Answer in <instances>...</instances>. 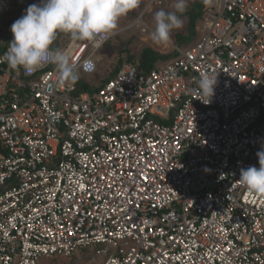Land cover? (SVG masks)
Listing matches in <instances>:
<instances>
[{
    "label": "built area",
    "instance_id": "obj_1",
    "mask_svg": "<svg viewBox=\"0 0 264 264\" xmlns=\"http://www.w3.org/2000/svg\"><path fill=\"white\" fill-rule=\"evenodd\" d=\"M196 29L163 64L124 62L92 93L0 49V264L95 245L112 250L101 264H264V195L239 180L264 149V0H208ZM56 48L97 70L90 42ZM217 71L210 102L196 99Z\"/></svg>",
    "mask_w": 264,
    "mask_h": 264
},
{
    "label": "clouds",
    "instance_id": "obj_2",
    "mask_svg": "<svg viewBox=\"0 0 264 264\" xmlns=\"http://www.w3.org/2000/svg\"><path fill=\"white\" fill-rule=\"evenodd\" d=\"M142 0H39L27 7L25 13L11 25L13 39L5 53L12 68L36 71L51 64L55 67L57 86L66 82L75 83L80 72L73 60L70 48L53 47L58 34L70 35L78 41H88L99 50L103 37L117 30L119 21L137 9ZM188 0H174L173 10H156L151 40L157 45L168 44L174 30L183 27L182 15ZM86 72L96 68L93 58H86L81 65ZM218 71L201 72L198 80L201 99L210 102L217 84ZM259 167L242 168L240 178L249 191L264 195V149L256 153Z\"/></svg>",
    "mask_w": 264,
    "mask_h": 264
},
{
    "label": "rangeland",
    "instance_id": "obj_3",
    "mask_svg": "<svg viewBox=\"0 0 264 264\" xmlns=\"http://www.w3.org/2000/svg\"><path fill=\"white\" fill-rule=\"evenodd\" d=\"M24 1L25 0L13 1V12L11 15H8V18H12L16 15L17 10L21 8ZM193 1L194 0H188L187 9L192 5ZM173 2L174 0H142L137 9L128 13L126 17L120 19L116 35L107 45L99 50L97 54V70L95 73L82 77L88 81L91 86L95 87L109 75L115 66L122 62H127V56L132 55L133 58L137 59L143 48L149 47L164 54L174 52L176 55V48L185 47L193 43L198 38V31L196 29L197 24L195 27V36L188 39L187 42L178 39V35L186 36L188 34L186 16L182 17L183 27L173 31L171 40L168 44L157 45L151 40V33L154 27V12L159 9L172 11ZM139 17H141L140 19H142L143 22L148 24L149 29L147 32H142L136 23ZM69 38V36L60 37V45L61 43H66ZM174 56H171L166 60H159L156 63L161 65ZM102 247L103 246L101 245H95L87 248H78L69 256L57 255L53 257H43L37 264H101L112 252V250H110L105 256L100 255L98 250Z\"/></svg>",
    "mask_w": 264,
    "mask_h": 264
},
{
    "label": "trees",
    "instance_id": "obj_4",
    "mask_svg": "<svg viewBox=\"0 0 264 264\" xmlns=\"http://www.w3.org/2000/svg\"><path fill=\"white\" fill-rule=\"evenodd\" d=\"M207 2L208 0H194L192 2V5L183 13L182 17L183 16L187 17L188 34L186 36L178 35L179 40H183L187 42L188 39L195 36L196 24H198L202 16V13L207 5ZM33 3H39V0H25L24 4L21 6L19 10H17L16 15L12 18H8V15H11V13L13 12V8L11 11L7 13L0 14V49H4L5 47L9 46L10 41L13 39V34L11 32V25L13 24L15 20L20 18L25 13V10L27 9V7ZM62 36L70 37V35H67V34H63V33L58 34L57 40L54 42L53 47L60 46L59 39ZM108 42H106L105 45H107ZM174 55H175L174 52L169 53V54H164V53L155 51L152 48L146 47L141 50L137 59L133 58L132 55H129L126 58V61L130 63H135L141 71H148L155 66L157 61L166 60L169 57L174 56ZM123 63L124 62L115 66V68L109 73V75L106 78L103 79L101 83L105 82L110 77H112ZM82 76H87V75H81L80 79L77 82H75L76 87H77V94L82 91H88L92 93L101 85L100 83L98 86L93 87Z\"/></svg>",
    "mask_w": 264,
    "mask_h": 264
}]
</instances>
